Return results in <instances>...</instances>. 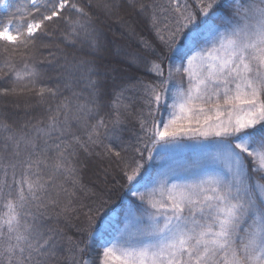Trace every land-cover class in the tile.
I'll return each instance as SVG.
<instances>
[{
  "label": "trees",
  "instance_id": "obj_1",
  "mask_svg": "<svg viewBox=\"0 0 264 264\" xmlns=\"http://www.w3.org/2000/svg\"><path fill=\"white\" fill-rule=\"evenodd\" d=\"M250 1L0 0V264H100L144 212L174 59ZM241 238L196 264H250Z\"/></svg>",
  "mask_w": 264,
  "mask_h": 264
},
{
  "label": "rangeland",
  "instance_id": "obj_2",
  "mask_svg": "<svg viewBox=\"0 0 264 264\" xmlns=\"http://www.w3.org/2000/svg\"><path fill=\"white\" fill-rule=\"evenodd\" d=\"M237 9L174 59L150 156L156 176L138 192L144 212L128 210L100 264H196L237 237L241 258L264 264V185L242 158L264 176V139L244 134L264 122V0Z\"/></svg>",
  "mask_w": 264,
  "mask_h": 264
}]
</instances>
